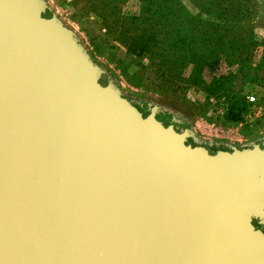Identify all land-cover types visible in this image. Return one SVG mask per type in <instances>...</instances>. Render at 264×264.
<instances>
[{"label": "water", "instance_id": "water-1", "mask_svg": "<svg viewBox=\"0 0 264 264\" xmlns=\"http://www.w3.org/2000/svg\"><path fill=\"white\" fill-rule=\"evenodd\" d=\"M127 92L48 0H0V264H264V136Z\"/></svg>", "mask_w": 264, "mask_h": 264}, {"label": "trees", "instance_id": "trees-1", "mask_svg": "<svg viewBox=\"0 0 264 264\" xmlns=\"http://www.w3.org/2000/svg\"><path fill=\"white\" fill-rule=\"evenodd\" d=\"M129 1L87 3L94 14H103L106 28L117 26L111 34L121 31L119 36L129 56L156 58L166 69L163 75L174 77H182L191 66L189 85L223 104L225 122L240 124L250 109L246 96L234 86L236 75L213 78L210 83L203 75L206 71L213 74L222 61L237 65L238 73L244 71L256 47L248 30L253 0H189L200 14H206L209 19L205 21L191 14L180 0H136L138 14L124 15L122 8Z\"/></svg>", "mask_w": 264, "mask_h": 264}, {"label": "rangeland", "instance_id": "rangeland-1", "mask_svg": "<svg viewBox=\"0 0 264 264\" xmlns=\"http://www.w3.org/2000/svg\"><path fill=\"white\" fill-rule=\"evenodd\" d=\"M180 1L194 16L204 21L209 19L206 14H200L189 0ZM48 2L55 8L62 20L81 38L93 60L111 78L123 84L132 98L146 102L152 101L175 109L182 116L186 115L200 125L203 122L209 128V124L215 123L216 127L212 128L213 135L220 136L223 140L233 144L254 141L264 136V0H253L251 4L252 16L248 20L251 28L249 27L248 30L253 36L256 47L251 51L244 71L238 73L237 65L229 66L228 63L222 61L213 74L206 71L203 75L206 83H210L213 78L236 75L234 86L237 91H242L246 96L250 110L240 124L232 127L223 125L227 123L223 104L209 97L204 90L189 85L188 81L192 74L191 66L182 77H174L168 73L163 75L162 72H166V69L159 66L156 58L136 59L129 56L123 38L119 36L121 31L118 30L117 34H111L116 31L117 26L112 30L106 28L108 24L102 21L105 19L103 14H94L87 0H48ZM138 12L139 5L136 0H130L122 8L124 15L138 14ZM248 97L255 98V103H249ZM256 110L260 112L259 116H256ZM230 132L241 136L244 132L252 139L241 141H233L231 137V139H226L225 135Z\"/></svg>", "mask_w": 264, "mask_h": 264}, {"label": "crops", "instance_id": "crops-1", "mask_svg": "<svg viewBox=\"0 0 264 264\" xmlns=\"http://www.w3.org/2000/svg\"><path fill=\"white\" fill-rule=\"evenodd\" d=\"M201 125L204 127V129L207 131V132H209V133H211V134H214L213 132V130H212V128H214V127H216V124L215 123H211V124H209L210 125V128L209 127H207L206 125H204V123L203 122H201ZM208 125V124H207ZM223 125H229V127H232V126H234V125H236V124H234V123H223ZM239 126H242V125H239ZM206 127V128H205ZM233 136H232V135ZM248 135H247V133H244L243 132V136H241V135H237V134H234V133H228V134H226L225 135V137H226V139H228V138H230L231 140H233V141H241L242 139L243 140H246V139H252V137H247ZM224 137V138H225ZM244 137V138H243Z\"/></svg>", "mask_w": 264, "mask_h": 264}, {"label": "built area", "instance_id": "built-area-1", "mask_svg": "<svg viewBox=\"0 0 264 264\" xmlns=\"http://www.w3.org/2000/svg\"><path fill=\"white\" fill-rule=\"evenodd\" d=\"M248 102L251 103V104H254L255 103V98L253 97H248ZM256 116H259L260 115V112L256 110Z\"/></svg>", "mask_w": 264, "mask_h": 264}, {"label": "flooded vegetation", "instance_id": "flooded-vegetation-1", "mask_svg": "<svg viewBox=\"0 0 264 264\" xmlns=\"http://www.w3.org/2000/svg\"><path fill=\"white\" fill-rule=\"evenodd\" d=\"M254 207V209L258 212V209L256 207H258V204H254L252 205ZM262 229V228H261Z\"/></svg>", "mask_w": 264, "mask_h": 264}]
</instances>
